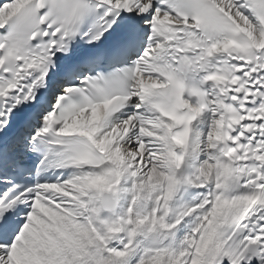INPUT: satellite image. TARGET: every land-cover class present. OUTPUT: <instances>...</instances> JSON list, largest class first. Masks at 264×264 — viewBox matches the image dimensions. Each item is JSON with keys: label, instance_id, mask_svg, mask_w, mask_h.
Masks as SVG:
<instances>
[{"label": "snow or ice", "instance_id": "1", "mask_svg": "<svg viewBox=\"0 0 264 264\" xmlns=\"http://www.w3.org/2000/svg\"><path fill=\"white\" fill-rule=\"evenodd\" d=\"M0 264H264V0H0Z\"/></svg>", "mask_w": 264, "mask_h": 264}]
</instances>
